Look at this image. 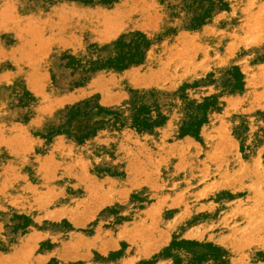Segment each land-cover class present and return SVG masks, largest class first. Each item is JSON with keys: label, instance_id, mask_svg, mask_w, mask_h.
Listing matches in <instances>:
<instances>
[{"label": "rangeland", "instance_id": "obj_1", "mask_svg": "<svg viewBox=\"0 0 264 264\" xmlns=\"http://www.w3.org/2000/svg\"><path fill=\"white\" fill-rule=\"evenodd\" d=\"M263 197L264 0H0V264H264Z\"/></svg>", "mask_w": 264, "mask_h": 264}, {"label": "bare ground", "instance_id": "obj_2", "mask_svg": "<svg viewBox=\"0 0 264 264\" xmlns=\"http://www.w3.org/2000/svg\"><path fill=\"white\" fill-rule=\"evenodd\" d=\"M260 34H258V36H259ZM245 37V36H244ZM261 37V36H260ZM229 45V44H228ZM253 45V44H252ZM249 46V45H248ZM220 58H222V57H220ZM194 64V63H193ZM187 66H188V64H187ZM197 70V69H196ZM194 71V70H193ZM187 73H188V71H187ZM173 78V77H172ZM164 79V78H163ZM213 105V104H212ZM183 108V110H184V112H185V117H186V119H189V121H193V119L190 117V113H191V115L192 114H195V116H193L195 119H199L200 117H198L199 115H202V112L201 113H199V114H197L196 112H198V110L196 111L195 109H191L192 111H189V110H187L186 109V107H185V105H184V107H182ZM194 110V111H193ZM187 113H189V114H187ZM203 115H205L204 113H203ZM225 115V114H224ZM220 116V115H219ZM196 117H198V118H196ZM208 117V116H207ZM225 117V116H224ZM210 121V120H209ZM212 124V123H211ZM221 124V123H220ZM223 125V124H222ZM220 129H221V127H219ZM219 129V130H220ZM226 129V128H225ZM218 130V129H217ZM221 131H222V129H221ZM217 132V131H216ZM226 135V134H225ZM164 136V135H163ZM214 136V135H213ZM222 139H223V137H222ZM132 142V141H131ZM189 143V142H188ZM228 144V143H227ZM124 147H126V144H124L122 147L120 146V144H119V146H118V150H119V152L120 151H122L123 150V148ZM174 148V147H173ZM178 148V147H177ZM174 150V149H173ZM178 150V149H177ZM220 150V149H219ZM180 153V152H179ZM135 154V153H134ZM181 154V153H180ZM182 154H184L183 152H182ZM181 154V155H182ZM226 154V153H225ZM183 156V155H182ZM210 157V156H209ZM211 158H214V157H211ZM193 161V160H192ZM174 164V161L172 162V163H170V165H173ZM185 164V163H184ZM183 165V164H182ZM187 165H189V164H187ZM85 166V165H84ZM256 167V166H255ZM182 169H183V166H182ZM192 169V168H191ZM180 172V171H179ZM261 178V177H260ZM236 179V178H235ZM131 186V185H130ZM133 186V185H132ZM252 187V186H251ZM131 188V187H130ZM253 188V187H252ZM250 189V188H249ZM252 190V189H251ZM96 191V190H95ZM49 194V193H48ZM190 195V194H189ZM96 196V195H95ZM120 196V195H119ZM257 197V196H256ZM264 198V197H263ZM164 200V199H163ZM178 200V199H177ZM164 201H166V200H164ZM239 201V200H238ZM180 202V201H179ZM256 203V202H255ZM263 203V202H262ZM223 204V203H222ZM158 205V204H157ZM186 205H188V204H186ZM255 206V205H254ZM201 207V206H200ZM203 207V206H202ZM205 208V207H204ZM248 208V207H247ZM65 209V208H64ZM198 210V209H197ZM64 211V210H63ZM201 211H202V209H201ZM207 211V210H206ZM253 211V210H252ZM62 212V211H61ZM65 212V211H64ZM203 212H205L204 211V209H203ZM208 212V211H207ZM60 213V212H59ZM63 213V212H62ZM61 213V214H62ZM76 213V215H77V217L76 218H78V221L79 220H81L82 221V219H84L82 216H80L79 214H77V212H75ZM222 214V213H221ZM64 215H65V213H64ZM63 215V216H64ZM226 215V214H225ZM224 215V216H225ZM229 215V214H228ZM230 215H232V214H230ZM60 216V215H59ZM137 216H139V219H141L140 218V216H141V214H137L135 217H137ZM33 217V216H32ZM142 217V216H141ZM224 219V218H223ZM77 220V219H76ZM116 222V221H115ZM133 221H131L129 224H128V226H126V224H123L122 222H117L118 223V229H116L115 231H121L122 233L124 232V230H126L125 231V235L127 236V237H129V238H133V236L134 235H131V233L133 232V230H134V226H132L135 222H133ZM219 223H221L220 222V220H219V216H218V213H216L215 215H213L211 218H209V215L208 216H206V217H203L201 220H197V222H195L193 225H194V227H195V224H196V226H198L197 228H198V230H197V228H195L194 229V232H200V233H203V232H205L206 230H209V229H211L212 227H211V225L213 224V227H217L218 225H219ZM222 225V224H221ZM220 226V225H219ZM222 227V226H221ZM228 228V227H227ZM221 229V228H220ZM190 230V229H189ZM90 231V230H89ZM114 231V232H115ZM231 231H233V230H231ZM190 232H192V231H188L186 234L188 235V233H190ZM68 233V232H67ZM247 233V232H246ZM45 234V233H44ZM33 235V234H32ZM46 235V234H45ZM86 235V234H85ZM97 235H99V237H100V235H102V232L100 231V233L98 232L97 233ZM96 235V236H97ZM190 235H193V233H191ZM35 236V235H34ZM67 236H70V232L67 234ZM245 237V236H244ZM249 237V236H248ZM86 239H93V237L92 236H87L86 235V237H85ZM220 238V237H219ZM241 238H243V237H241ZM223 239L224 238H222V241H223ZM248 239V238H247ZM27 240V239H26ZM29 240H32V239H29ZM220 240H221V238H220ZM226 240V239H225ZM34 241V240H33ZM240 241V240H239ZM28 242H31V241H28ZM219 242V241H218ZM239 243V242H238ZM25 244H27V243H25ZM29 244H31V243H29ZM28 244V245H29ZM221 244V243H220ZM63 245V244H62ZM234 245V244H233ZM22 246H24V245H22ZM27 246V245H26ZM242 249V248H241ZM61 252V251H60ZM59 252V255L58 256H61V253ZM55 253V252H54ZM54 253H53V256H54ZM68 253H70V252H68ZM16 257V256H15ZM241 262V261H240Z\"/></svg>", "mask_w": 264, "mask_h": 264}]
</instances>
